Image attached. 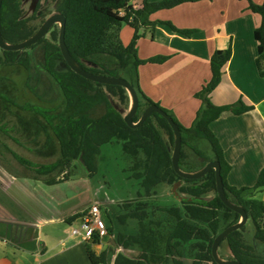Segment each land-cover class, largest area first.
Returning <instances> with one entry per match:
<instances>
[{
	"label": "trees",
	"instance_id": "obj_1",
	"mask_svg": "<svg viewBox=\"0 0 264 264\" xmlns=\"http://www.w3.org/2000/svg\"><path fill=\"white\" fill-rule=\"evenodd\" d=\"M197 1L201 0H142L140 6L134 7L131 0H38L27 16L21 0H2L0 34L9 44L28 39L40 27L32 25V22L40 20L42 24L48 17L47 6L52 4L55 12L65 18L64 42L71 57L86 71L122 78L134 88L139 103L133 122H137L145 108L158 106L141 91L138 68L167 60L164 56L146 60L138 58L136 45L142 36L140 30L154 29L156 23L149 21L153 12ZM241 1H246L248 10L261 18L260 26L254 31V39L257 43V70L264 78V0L260 4L252 0ZM166 24L176 33L185 36L192 33ZM123 25L133 30L127 45H123L119 39ZM58 32L59 27L54 24L43 38L24 50L0 49V67H23L28 82H39L38 73L40 69L43 70L61 91L64 107L17 105L6 93L5 86L0 85V133L16 144H20L18 138L11 137L10 132L32 139L35 144L36 139L44 135L45 142L36 150L40 156H52L56 152L60 161L79 160L90 174L97 170L96 158L103 145H120L122 152L131 159L130 177L137 181L141 191L135 200L122 203L114 217L106 211L108 222H104L108 233L113 235L114 246L137 251V255L132 257L117 253L113 264H216L211 255L213 240L225 228L237 223L239 215L218 198L214 170L196 180L180 178L171 164L174 138L166 120L158 114H151L140 127L129 128L123 121V113L129 107L126 91L119 86L91 82L71 71L60 53ZM230 58V48L212 53L209 60L210 78L195 94L201 107L190 127L182 126L170 111L161 109L174 120L181 133L179 168L184 172H193L211 160L218 161L227 199L243 207L253 224L254 243H245V225L227 235L223 241L230 254L227 259L241 264H264V202L256 197L264 188V168L253 187L237 189L229 186L226 176L230 167L210 129V124L223 112L240 115L250 110L241 101L226 106H215L210 101V94L218 86ZM102 59L111 60V63L106 64ZM10 104L33 115L26 119L17 112V125L7 127L4 111L10 112ZM99 110H103L102 114L94 116ZM201 141L209 145L210 156L203 154ZM187 149L192 152V157ZM2 150L9 152L35 177L47 176L59 168L56 162L34 165L14 153L0 139V155L3 154ZM194 157L199 163L193 160ZM67 180L66 175L58 180L46 179L45 183L51 185ZM177 183L180 185L174 191ZM160 184L171 187V193L179 199L180 206L150 205L148 200L155 196L154 188ZM80 217L81 211L72 215L67 222L71 224ZM221 222L225 226L220 231ZM99 241L94 239L84 243L90 264H108L107 251L96 254L91 249L93 245L100 244ZM184 247L190 252L189 258L184 255Z\"/></svg>",
	"mask_w": 264,
	"mask_h": 264
},
{
	"label": "crops",
	"instance_id": "obj_2",
	"mask_svg": "<svg viewBox=\"0 0 264 264\" xmlns=\"http://www.w3.org/2000/svg\"><path fill=\"white\" fill-rule=\"evenodd\" d=\"M141 3L131 0L134 7ZM149 21L156 23L155 27L140 30L137 56L141 60L164 56L167 60L139 66V87L184 127L192 125L201 107L195 94L210 78L212 53L231 49V58L210 101L215 106L241 101L250 110L240 115L223 112L210 129L230 167L227 184L237 189L253 187L264 168V78L257 70L254 39L260 16L248 10L246 1L201 0L155 11ZM166 23L192 33H176ZM132 34L131 28L122 26L121 43L127 45ZM6 170L0 167V264H70L75 257V236L71 233L75 221L69 224L67 220L87 206L79 210L71 207L59 216L36 214V203L24 195L28 193L25 182L29 181L32 188L43 182L16 176L12 168L8 173ZM256 197L264 202V188Z\"/></svg>",
	"mask_w": 264,
	"mask_h": 264
},
{
	"label": "rangeland",
	"instance_id": "obj_3",
	"mask_svg": "<svg viewBox=\"0 0 264 264\" xmlns=\"http://www.w3.org/2000/svg\"><path fill=\"white\" fill-rule=\"evenodd\" d=\"M21 3L24 13L29 16L31 14V0H21ZM47 9L48 16L55 13L52 4H49ZM40 24V20H34L32 22V25L35 26H40ZM102 60L106 64L111 63V60ZM85 64L87 66H94L92 63ZM39 71L38 75L40 81L28 82L27 72L23 67L2 66L0 67V85L5 86L6 93L17 105L29 104L46 107H64L63 96L58 86L43 70L40 69ZM9 110L10 112L4 111V123L7 127H14L17 125V119L15 117V113L17 112L26 119L33 115L31 112L18 110L11 104L9 105ZM102 112L103 110H99L94 116H99ZM10 136L18 138L20 144H16L10 138H7L0 133V139L17 155L30 161L34 165H50L56 162L59 166L54 173L47 176L35 177L33 172L22 167L9 152L2 150L3 154L0 155L1 168H4V170H11L12 168V171H14L16 176L31 177L43 182L40 183L37 188H32L29 181L25 182V190H27L28 193L24 195H26L27 200L31 199L36 203V210L34 211L36 214L59 216L71 207H75V210H79L84 206H87L88 208L90 205H96L99 206L104 213V215L102 214L103 220L108 222L105 217L107 212L114 217L119 212L118 207L121 206L122 203L135 200L138 192L141 191L137 181L130 177L131 172H129V168L131 165V159L128 155H125L122 152L119 144L111 143L101 147L99 155L96 158L97 170L90 174L79 160H70L68 162L60 161L59 154L56 152L52 156H40L36 150L45 142L44 135H40L36 139L37 144H35L32 139L24 138L23 135L14 132H10ZM200 144L202 147L200 149L203 154H205L206 157L210 156L209 145L202 141ZM56 146L57 144L55 143V147ZM186 151L189 155L192 154L189 149ZM193 160H195L196 163H199V160L196 159V157H194ZM7 170L5 172H7ZM66 175L68 177L67 181L51 185L45 183L46 179L55 178V180H58ZM154 191L155 196L148 200L150 205L167 207L180 206L179 199L171 193L170 186L160 184L154 188ZM209 196H211V194ZM22 203H25V201ZM78 224V222H75L74 226L78 227ZM224 226L225 223L221 222L220 231ZM244 241L247 244L255 242L254 228L250 219L245 223ZM99 242L100 244L93 245L91 249L96 254H98L101 249V251H107L108 264H113L117 253H123L128 257L137 255L136 250L117 249L114 246L113 235L109 233ZM84 243L85 242L81 240L79 235L75 236V257L72 258L70 264H90ZM180 251L182 252V249H180ZM183 252L186 258H189L190 252L187 247H184ZM218 255L222 259H227L230 256L225 242L219 245Z\"/></svg>",
	"mask_w": 264,
	"mask_h": 264
},
{
	"label": "water",
	"instance_id": "obj_4",
	"mask_svg": "<svg viewBox=\"0 0 264 264\" xmlns=\"http://www.w3.org/2000/svg\"><path fill=\"white\" fill-rule=\"evenodd\" d=\"M37 1L38 0H31V3H30L31 8L37 3ZM1 4H2V0H0V7H1ZM54 24H57L59 27L58 47L60 49V53L62 55L64 62L66 63V65L69 67L71 71H73L75 74L91 82L99 83L103 85L119 86V87H122L126 91L129 97V107H128V110L123 113V121L129 128L134 129V128L140 127L143 124V122L151 114H158L166 120V122L168 123V125L170 126L172 130L173 138H174L173 149L171 152V164H172V168L174 172L180 178L186 179V180H196V179L203 177L210 170H214L216 194L218 198L221 200V202L228 209H230L231 211L239 215V221L225 228L222 232H220L214 238L212 246H211V255L216 264H241L234 260L222 259L218 255V247L225 240L227 235L230 234L231 232L239 230L242 226L245 225L248 219L247 213L245 212L243 207L236 205L227 199L225 190L223 187L221 175H220L219 162L216 160H211L208 163H206L204 167H202L201 169L197 171H193V172L182 171L178 166L180 150H181V133H180V130L177 124L174 122V120L165 111H163L159 106L150 105L147 108H145V110L142 112L138 121L133 122V116L136 114V111L138 109V103H139L138 97H137V94L134 88L126 80L122 78L105 76V75H97L89 71H86L71 57V55L69 54L66 48L65 42H64L65 18L61 13L55 12L49 15L44 20V22L40 25L37 31L32 36H30L28 39L22 42L15 43V44H9L5 40H3L0 34V49L3 51L24 50L27 47H30L31 45L38 42L41 38H43ZM179 185L180 183H177L176 185H174L173 190L175 191Z\"/></svg>",
	"mask_w": 264,
	"mask_h": 264
},
{
	"label": "built area",
	"instance_id": "obj_5",
	"mask_svg": "<svg viewBox=\"0 0 264 264\" xmlns=\"http://www.w3.org/2000/svg\"><path fill=\"white\" fill-rule=\"evenodd\" d=\"M75 222H78V227L72 226L71 233L79 235L85 243H90L94 239H103L108 235L105 222L102 218V211L99 206L90 205L88 208L81 211V217Z\"/></svg>",
	"mask_w": 264,
	"mask_h": 264
}]
</instances>
